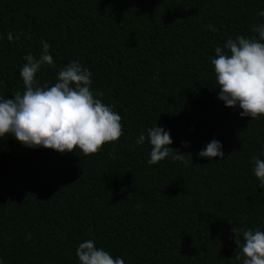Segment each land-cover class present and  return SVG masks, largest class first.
<instances>
[{
  "label": "trees",
  "instance_id": "1",
  "mask_svg": "<svg viewBox=\"0 0 264 264\" xmlns=\"http://www.w3.org/2000/svg\"><path fill=\"white\" fill-rule=\"evenodd\" d=\"M262 10L264 0H0V97L23 93L24 57L46 41L53 64L37 84L79 60L124 132L87 156L0 137V264H79L89 239L125 264H241L232 228L264 230L252 161L264 160V116L218 99L211 60L229 37L257 35ZM156 124L193 163H147ZM213 139L224 157L199 156Z\"/></svg>",
  "mask_w": 264,
  "mask_h": 264
},
{
  "label": "clouds",
  "instance_id": "2",
  "mask_svg": "<svg viewBox=\"0 0 264 264\" xmlns=\"http://www.w3.org/2000/svg\"><path fill=\"white\" fill-rule=\"evenodd\" d=\"M259 15L264 16V10ZM216 31L214 26H207ZM253 36L229 37L223 47L215 48V82L220 89L218 99L227 107L242 109V117L251 119L264 116V23L252 27ZM23 33H17L19 39ZM9 41L13 34L8 33ZM43 48L39 58L31 53L20 70L24 91L14 93V98L0 97V137L12 134L28 147L50 148L60 153L79 148L84 155L96 154L104 144L118 141L124 134L122 117L98 97L103 93L91 90L92 73L79 60L72 61L57 73V82L38 85L36 74L42 65H52L50 45L41 41ZM142 132L136 144H144ZM151 145L147 163L155 165L170 157L173 161L193 163L185 159V153L173 149L168 131L157 126L147 129ZM187 146L188 142H184ZM178 150V151H174ZM209 159L224 157L222 144L213 139L198 153ZM254 174L264 187V160L253 157ZM235 243L240 248L236 259L241 264H264V230L233 227ZM79 264H125L122 257H113L108 251L97 248L89 239L81 242L76 250Z\"/></svg>",
  "mask_w": 264,
  "mask_h": 264
}]
</instances>
